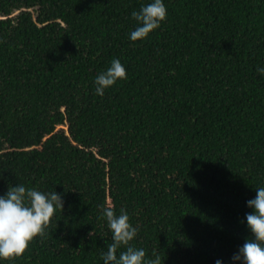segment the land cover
<instances>
[{
  "label": "trees",
  "instance_id": "trees-1",
  "mask_svg": "<svg viewBox=\"0 0 264 264\" xmlns=\"http://www.w3.org/2000/svg\"><path fill=\"white\" fill-rule=\"evenodd\" d=\"M145 2L0 0V194L17 182L63 199L4 264H102L103 206L125 210L129 243L162 264H233L250 237L245 201L264 186V0H164L165 19L131 41ZM112 58L126 78L97 95Z\"/></svg>",
  "mask_w": 264,
  "mask_h": 264
},
{
  "label": "clouds",
  "instance_id": "clouds-1",
  "mask_svg": "<svg viewBox=\"0 0 264 264\" xmlns=\"http://www.w3.org/2000/svg\"><path fill=\"white\" fill-rule=\"evenodd\" d=\"M130 16L136 23L128 32V39H143L165 19L166 5L164 0H147L138 10L133 9ZM256 71L264 73V66H258ZM124 78L125 66L118 58H112L106 69L95 74L94 91L102 96L107 87ZM245 204L250 211L245 212L244 222L251 235L244 239L230 260L233 264H264V186L255 187V195ZM62 206V193L53 189L40 190L25 183H8L6 191L0 194V264L20 256L34 237L43 236L50 218ZM98 215L111 231V242L100 253L102 264H162L158 253L146 256L143 247L129 243L138 228L130 223L125 210L116 214L111 206H103ZM122 245L125 247L117 254V248ZM213 264H222V260L217 258Z\"/></svg>",
  "mask_w": 264,
  "mask_h": 264
}]
</instances>
